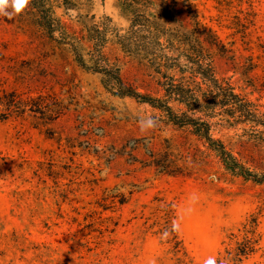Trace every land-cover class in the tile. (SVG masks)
Listing matches in <instances>:
<instances>
[{
  "label": "rangeland",
  "instance_id": "374dc122",
  "mask_svg": "<svg viewBox=\"0 0 264 264\" xmlns=\"http://www.w3.org/2000/svg\"><path fill=\"white\" fill-rule=\"evenodd\" d=\"M94 1L124 32L116 0ZM193 3L229 49L214 57L217 75L264 111V0ZM108 54L128 86L158 95L145 63ZM163 119L30 23L0 16V264H235L227 251L252 215L257 249L236 264H264V184L227 173L204 140ZM211 135L264 171V148L242 129Z\"/></svg>",
  "mask_w": 264,
  "mask_h": 264
},
{
  "label": "trees",
  "instance_id": "16d2710c",
  "mask_svg": "<svg viewBox=\"0 0 264 264\" xmlns=\"http://www.w3.org/2000/svg\"><path fill=\"white\" fill-rule=\"evenodd\" d=\"M94 7V0H30L16 18L40 30L58 48H67L80 67L103 75L106 89L115 95L149 104L166 124L204 140L227 173H244L245 180L264 184V171L260 176L252 174L245 162L211 135L213 126L240 128L243 136L264 148V111L237 92L229 79L217 75L214 57L229 49L199 18L193 0H116L119 15L127 22L124 32L110 16L97 15ZM65 17L79 28L70 26ZM111 46L151 69L157 76L158 95L140 94L124 82L120 61L108 54ZM257 224L252 215L243 224L242 239L227 251L235 264L256 251ZM172 234L170 240L177 244Z\"/></svg>",
  "mask_w": 264,
  "mask_h": 264
},
{
  "label": "clouds",
  "instance_id": "9594fccd",
  "mask_svg": "<svg viewBox=\"0 0 264 264\" xmlns=\"http://www.w3.org/2000/svg\"><path fill=\"white\" fill-rule=\"evenodd\" d=\"M30 0H0V16L11 20L18 17L29 5ZM155 118H149L147 122L142 121L140 125L141 132H146L156 125ZM207 264H215L214 261H208Z\"/></svg>",
  "mask_w": 264,
  "mask_h": 264
}]
</instances>
